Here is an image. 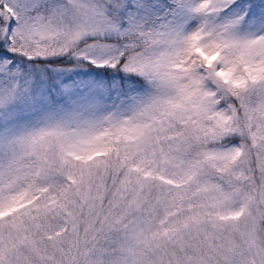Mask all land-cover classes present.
Returning a JSON list of instances; mask_svg holds the SVG:
<instances>
[{"label":"rangeland","instance_id":"374dc122","mask_svg":"<svg viewBox=\"0 0 264 264\" xmlns=\"http://www.w3.org/2000/svg\"><path fill=\"white\" fill-rule=\"evenodd\" d=\"M23 10L0 48V264H264V0Z\"/></svg>","mask_w":264,"mask_h":264},{"label":"flooded vegetation","instance_id":"af4514ba","mask_svg":"<svg viewBox=\"0 0 264 264\" xmlns=\"http://www.w3.org/2000/svg\"><path fill=\"white\" fill-rule=\"evenodd\" d=\"M23 5L24 0H0V48L4 46L2 41L10 37L12 26L20 23L24 11ZM11 10H16V12H11Z\"/></svg>","mask_w":264,"mask_h":264},{"label":"trees","instance_id":"16d2710c","mask_svg":"<svg viewBox=\"0 0 264 264\" xmlns=\"http://www.w3.org/2000/svg\"><path fill=\"white\" fill-rule=\"evenodd\" d=\"M104 75H105V74H104ZM107 75H108V74H107ZM132 80L134 81V83H136L134 79H132ZM113 202H114V201L111 202L112 207L109 208L108 210H112V211L116 210V207H114ZM115 223H116V222H115ZM115 223H114V225H115Z\"/></svg>","mask_w":264,"mask_h":264}]
</instances>
